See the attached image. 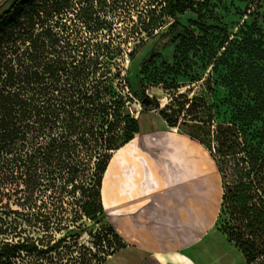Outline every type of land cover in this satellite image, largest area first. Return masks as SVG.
Returning a JSON list of instances; mask_svg holds the SVG:
<instances>
[{
  "label": "trees",
  "instance_id": "16d2710c",
  "mask_svg": "<svg viewBox=\"0 0 264 264\" xmlns=\"http://www.w3.org/2000/svg\"><path fill=\"white\" fill-rule=\"evenodd\" d=\"M7 1L0 4V209L16 219L0 227V236L22 229L18 241L0 243V264H19L23 254L55 264H106L128 246L140 253L119 233L103 199L113 153L141 134L128 112L132 98L117 91L124 81L118 57L166 25L178 33L188 12L203 18V5L13 0L5 10ZM227 38L222 57L232 44ZM135 96L147 106L146 93ZM226 122L215 127L214 159L226 189H236L234 202L254 208L255 190L264 195V95L232 105ZM256 211L245 218L264 228V201ZM85 236L91 247L80 243ZM239 245L251 264H264L254 243Z\"/></svg>",
  "mask_w": 264,
  "mask_h": 264
},
{
  "label": "rangeland",
  "instance_id": "374dc122",
  "mask_svg": "<svg viewBox=\"0 0 264 264\" xmlns=\"http://www.w3.org/2000/svg\"><path fill=\"white\" fill-rule=\"evenodd\" d=\"M5 1L0 0V4ZM12 1H7L5 10ZM197 1L203 5V18L188 12L180 18L184 27L178 33H170L172 21L168 20L171 24L142 44L125 46L123 56L118 57L124 81L117 91L132 98L128 112L139 119L141 134L113 153L110 164L115 159L116 167L120 165L124 182L116 192H104V204L125 236L133 225L190 221L192 216L198 222L200 237L208 241L209 264H251L252 255L240 248L239 241L245 249L254 243L258 252L264 253V228L245 218L262 207L264 195L255 190L254 208L244 210L234 202L236 189H226L214 159L213 134L215 127H225L232 105L264 95V0ZM227 37L232 44H225L228 51L222 57L226 51L221 46ZM135 92L146 93L151 104L143 106ZM216 111H220V118L214 116ZM139 143L149 153L141 150ZM226 151L224 148L222 153ZM233 151H241L239 142ZM150 156L154 164L145 179L144 166L141 176L134 164H143ZM126 158L132 164L127 165ZM112 166L115 168V163ZM153 173L162 182L164 193L162 201L153 196L160 203L158 210L146 204L155 193ZM0 218L5 221L0 227L5 229L16 219L5 208L0 209ZM21 229L0 236V243L18 241ZM90 242L88 236L80 240L89 247ZM144 258L129 246L107 258L106 264H182L178 259L157 262ZM18 263L55 264L56 260L23 254Z\"/></svg>",
  "mask_w": 264,
  "mask_h": 264
},
{
  "label": "crops",
  "instance_id": "0c3cea01",
  "mask_svg": "<svg viewBox=\"0 0 264 264\" xmlns=\"http://www.w3.org/2000/svg\"><path fill=\"white\" fill-rule=\"evenodd\" d=\"M144 160L141 166H144V178L146 179L148 175L152 173L154 159L150 156ZM152 178L155 179V184L152 188V191L155 193L150 195L146 204L151 210H158L160 203L157 201L155 202L153 196L159 201L164 200V193L162 192L163 186L162 182L157 179L154 173ZM196 181L198 180L196 179L192 183ZM165 203L168 207L171 206L170 201L168 202L167 200ZM153 204L158 207L154 208ZM190 218V221H178L163 225L160 222H153L147 225H133L132 228L130 227L126 237L128 240L132 241L136 245V248L139 249L140 253L143 254L145 257L144 261L159 262L160 260L178 259L182 264H199L202 261L209 264L210 249L208 248V241L205 236L200 237L199 232H197L199 230L198 222L194 221L192 216ZM183 230H189L190 234H184ZM132 248L134 249V247ZM200 248H202V250H200Z\"/></svg>",
  "mask_w": 264,
  "mask_h": 264
},
{
  "label": "bare ground",
  "instance_id": "6f19581e",
  "mask_svg": "<svg viewBox=\"0 0 264 264\" xmlns=\"http://www.w3.org/2000/svg\"><path fill=\"white\" fill-rule=\"evenodd\" d=\"M112 162L113 164L115 163V168L112 166L113 165L112 163L108 167V170L105 174L104 183H103V194L108 189H111V190L113 189V191L116 192L119 184L124 182L122 172L120 169V165L116 167L117 162H115V159ZM125 163L127 165L132 164L130 158H126ZM134 168H135V172H137L138 175L142 176L143 167L141 166V164L136 162L134 164ZM110 258L111 257H109V259ZM192 264H195V263H192Z\"/></svg>",
  "mask_w": 264,
  "mask_h": 264
},
{
  "label": "water",
  "instance_id": "95a60500",
  "mask_svg": "<svg viewBox=\"0 0 264 264\" xmlns=\"http://www.w3.org/2000/svg\"><path fill=\"white\" fill-rule=\"evenodd\" d=\"M147 105H150L151 104V102L148 100V99H145V101H144Z\"/></svg>",
  "mask_w": 264,
  "mask_h": 264
}]
</instances>
